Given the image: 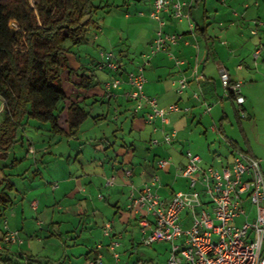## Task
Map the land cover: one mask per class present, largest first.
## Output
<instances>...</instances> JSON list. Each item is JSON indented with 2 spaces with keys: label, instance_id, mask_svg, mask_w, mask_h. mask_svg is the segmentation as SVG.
<instances>
[{
  "label": "crops",
  "instance_id": "0c3cea01",
  "mask_svg": "<svg viewBox=\"0 0 264 264\" xmlns=\"http://www.w3.org/2000/svg\"><path fill=\"white\" fill-rule=\"evenodd\" d=\"M209 2L210 0H200L199 4L193 8V18L201 28L199 33L190 31L188 27L189 22L187 20L176 21L173 20L171 16L167 15L166 30L182 35L179 42L172 45L170 50L176 56L183 59L184 63L177 64L176 61L169 57L164 51L158 53L155 60L152 62V72L148 77L144 70L147 79L144 90L149 96H154L158 99L159 107L161 109H165L169 104L176 102L184 107H190L191 109L189 113H194L195 111L198 112L199 110H202L203 107L205 108V102L211 104V112L213 111V105H215V107L216 105L219 107L221 106L223 115L219 120L221 122L220 129L217 131L223 134L222 137H224L229 151L228 155L221 156L215 154L213 163L217 164V162H219L222 166L231 163L233 154L239 150L232 144V140L237 142L238 148L252 152L257 156L241 121L239 128L242 143L245 144V147H242L240 140L232 138L224 133L222 122L229 118L226 111L229 102L233 104L237 113L240 112H238L239 107L234 100L225 95V90L221 82L220 68L226 67L233 79L243 80V94L246 97L243 108L246 110L247 116L239 117V119H250L252 115L256 113L257 105L254 101L256 97L255 93H257L258 88L261 86L260 79L264 78V64L260 63L255 66L252 56L258 43L264 42V23L258 26V34L255 36L251 33V29L254 28V26L256 27L257 21H264V0H223L226 12H224L223 17L220 20L219 26H222V28L212 26V23L209 22L210 19H207L206 13L209 10L207 7ZM152 4L149 8L150 10L152 9ZM202 4H204L203 12H201ZM196 12L198 14H196ZM220 15L221 12L217 13V17ZM142 16L146 17L144 15ZM224 23L228 24L224 26ZM151 40L153 41V39ZM186 40L190 41V43H186ZM68 55L72 71L67 70L62 73L64 81L73 80L72 76L80 77V74L77 73L80 63L72 58L71 52ZM167 64H170V68ZM121 65L123 66V64ZM195 69H197L198 72H201L205 77L204 80L200 82L201 85H199L200 83H198L196 79L197 74L195 73ZM127 72L129 71L124 67H122L120 72H116L114 77H120L123 82L120 85H112L110 88L107 87L108 90L110 89L108 92H105L104 90L102 91L101 88H98L97 86L94 87V85L92 86L93 88L90 87L81 94H72L64 88L68 95L66 101H70V103L77 101V103L82 105V103L86 102L85 100L90 98L91 95L99 94L103 99H106L109 96L107 100L110 103L115 99L118 106L122 107V104H125L124 111L120 114L122 116H118L117 118L120 119L124 117V125L127 127V124H129L132 134L133 132H136L137 134H135L136 137L132 142L128 143L124 141L121 148L115 149L114 156L107 155L102 157L104 154L103 151L106 150V147H104L105 141H101V137H97V135L92 138L93 140H97L90 142L89 144H100L102 142L103 147L100 148L95 145L88 157L84 154V146L77 149L80 152L75 158V163L78 166V171H81L87 182L83 183L81 179L75 180V186L71 188V191L65 195L62 201H60L69 202L67 206L62 205V203L59 204V209L65 212H61L62 214L58 217L59 225L62 223L68 226L66 233L67 236L58 230H43L44 233H46V237L37 236L38 242L44 243L40 251L36 252L37 254L33 250L32 243L31 247H28L30 250L26 249L18 253L20 259L26 261L25 264H92L91 260L97 256L98 252H100L97 248L100 243L104 246L101 249V252L103 253V262L100 264H114L113 252L109 245L115 239L119 240L117 250L121 254L120 264H130L133 259V252L131 251L137 248L140 244L139 241L142 243L145 239L139 217L129 207L132 186L134 185L137 192L140 193L144 186V181L149 180L156 172L157 160L160 157H169L172 159L171 168H169V170L158 172L161 175L163 183L159 192L163 198H170L175 191H178L173 187L174 182L178 177H176L174 170H172V166H176V170L186 162L184 147L188 145L187 141H189V138L193 137V133H187L186 130V128L189 127V119H187L185 116L186 114L183 112H174L169 115L170 123L167 125L170 126L171 124H174L179 130L177 131V138H175V142L171 146L161 142L163 132L160 129L155 131L154 127L146 142L145 135L148 133L146 132L145 134L143 130L145 125L149 126L151 124L146 122V109L137 114L132 112L133 103L128 96L129 92L132 90V85L128 82ZM164 76L170 78V84L164 82ZM183 76L189 78L190 85L182 94H180L177 90V85L173 82L175 79ZM76 84L82 89V82H76ZM197 91H200L203 94V101L197 100L194 97V93ZM66 104L62 107V109L64 108L62 114L67 113L66 108L68 106ZM248 108H250L251 112L248 111ZM211 112H205L203 114L204 116L201 115V119H205L207 117L206 115L211 114ZM103 117L106 116L104 115ZM194 117L195 114L193 118ZM64 122L65 123L64 125L62 124V126L63 129H65V133L56 134L61 135L62 137L66 136L69 139L78 138L79 132L74 135L69 133V125H65L67 118ZM156 124L160 128L163 127L160 118H158ZM104 137L106 138L105 133ZM151 139H158L161 143L155 145L151 142L152 147L150 145ZM137 141H139V143L145 141L143 142L144 146L139 148V145L136 144ZM200 143L201 142H199L198 145ZM32 150H34V147ZM175 156L179 158L182 156V158L177 160L175 159ZM202 159L203 164L205 160L203 157ZM128 170H133L131 176L127 175ZM109 178H114L112 185H107V180ZM72 181V179H67L63 181L64 183L62 182V184L66 185ZM60 188H62V185L55 186L56 190ZM31 205L33 208H38V202L36 200H33ZM250 205L251 207L249 209L248 206ZM245 206L248 212L251 213L254 211V206L249 200L246 201ZM186 213L187 214H185L184 217L182 213L181 222L184 227L186 226L185 228H188L190 226L185 224L187 222L191 224L193 221L191 220L189 212ZM44 215L45 220L48 222L50 218L48 211ZM85 217H88L90 222L86 225V230H89V228H92L95 225L101 226L104 230L107 224L112 225L110 236L106 235L105 231L104 233L102 231L97 238L99 242L97 241L96 246L89 243L91 240H88V234L85 235V232H80L76 226L79 224L81 225L84 220L83 218ZM51 218L54 219L55 217ZM245 219V216H241L236 219V223L238 224L239 220L245 221ZM133 220L135 223L132 222ZM150 221L154 222L152 216H150ZM36 224L43 226L46 222L44 223L43 220H37ZM18 231L21 236V229ZM150 231L151 229L147 230L148 233ZM90 234L92 235V231ZM2 235L0 236L1 239ZM127 235L129 236L127 237ZM22 240V242H15L12 244L25 245V240ZM165 243L170 247L168 242ZM169 247L166 249L168 252V258L170 253ZM129 250L130 253L128 252ZM2 252H5L6 260L1 257ZM11 253V249L4 248L0 245V260L2 262L0 264H14V259L10 256ZM125 257L127 258V261H125ZM41 258H43V260H38ZM18 264L23 263L20 262ZM133 264H155V262L152 257H150V259H139L137 262H133Z\"/></svg>",
  "mask_w": 264,
  "mask_h": 264
},
{
  "label": "rangeland",
  "instance_id": "374dc122",
  "mask_svg": "<svg viewBox=\"0 0 264 264\" xmlns=\"http://www.w3.org/2000/svg\"><path fill=\"white\" fill-rule=\"evenodd\" d=\"M31 1L34 3V0ZM96 2L100 4V0H96ZM102 4L103 7L99 8L97 13L99 21L96 26H93L91 30H89L87 42L72 47L71 56L76 62L80 63L77 72L80 74V77L72 76L73 80H65L63 82V87L72 94H81L89 89V87H84L82 85V89H80V86L76 84V82H82L83 73L90 74V76L94 77V87L97 86L105 92L110 90H108L105 85L108 82L114 83L117 76L114 77L116 74L115 71L107 68H99V62L102 61L101 50H113L120 59L121 64H123L122 67L126 68L128 71L145 67L147 77L152 72L151 65L156 56L151 59V55H149L153 42L151 39H154L153 37H155L158 29V22L148 15L152 0H109L108 4L106 1ZM207 7L209 10L206 13V17L210 19L209 22L216 28H222V26H219L220 20L224 12H226L223 0H210ZM201 10V12L204 11V4L201 5ZM142 12L145 13L144 16L146 17L140 14ZM220 12L221 15L217 17V13ZM196 14L198 13L196 12ZM224 24V26H226L228 23ZM167 65L170 68V64ZM164 77V82L170 84V78H166L167 76ZM260 81L261 86L258 88L257 93H255L256 97L254 99L257 105L256 113H254L250 119H239L236 109L233 104L229 102V106H227L226 109L229 118L228 120H223L222 125L226 135L240 140L242 147H245V144L242 143L239 128L240 121L243 123L248 134L247 136H249L252 142L255 154L259 159H262L261 163L264 170V78L260 79ZM107 98L103 99L101 95L95 94L91 95L90 98L85 100L86 102L82 103V105L90 111V115L82 123L78 138L69 139L66 136L62 137L61 135H57L50 130L51 125L48 122H42L36 118L27 119L25 125L20 129L19 141L10 151L9 157L4 160V165L8 166L5 170L11 174L10 177L15 184L14 188L9 190L13 205L7 208L0 206V236L6 230L4 228L6 227V222H8L11 229H21L22 234L20 237L26 242L25 245H15L12 243H5L0 237V245L12 250L10 256L14 259V264L20 262L23 264L26 263L25 260L20 259L18 253L26 249L30 250L28 247H31L32 244L35 253L40 251L44 243H39L37 236L46 237V233H44L43 230H58L67 236L68 226L62 223L59 225L58 217L62 214L61 212H65L59 209V204L62 203V205L67 206L69 202L60 201H62L65 195L71 191V188L75 186V180L81 179L83 183L87 182L81 171H78V166L75 163V158L80 152L77 149L84 146V154L88 157L95 145L100 148L103 147L102 142L100 144H89L97 140L92 139L97 135V137H101V141H105L104 147H106V150L103 151L104 154L102 157L107 155L114 156V150L121 148L124 141L130 143L135 139V134L137 133L133 132L132 134L129 124H127V127L124 125V117L120 119L117 118L118 116H122L120 114L124 111V106L126 105L122 104V107L118 106L115 99L110 103ZM65 104L69 106L71 103L66 100L61 101L56 110L57 114L60 113L61 108ZM3 105L4 100L0 96V107ZM181 107L184 106L181 105ZM204 109L203 107L202 110L198 112L195 111L194 113L183 112L190 122L189 127L186 128L187 133H193V137L189 138V141H187L188 145L184 148L185 150L191 149L192 152L202 156L205 160L202 164L203 166L215 165L219 167L221 166L219 162H217V164L213 163L214 155H228L229 150L224 137H222L223 134L219 131L212 130V126H216L220 129L221 122L219 120L223 115V110L221 106L219 107L216 105L215 107V105H213L211 114L206 115L207 117L205 119H201V115L205 113ZM248 109V111L251 112L250 108ZM194 114L195 117L193 118ZM104 115L106 117H103ZM240 115L242 116L241 113ZM66 118L67 122L65 125L67 126L69 125L68 114H62L61 123L63 125ZM150 126L151 125H145L143 130L145 134L146 132L148 133L145 135L146 142L147 138L152 133L153 126H151L152 128ZM164 126V130L166 131H179L178 127L174 124ZM104 133L106 138L104 137ZM143 142L145 141H141V143L137 141L136 144L139 145V148H142L144 146ZM199 142L201 143L198 145ZM33 147L34 150H32ZM175 157L177 160L182 158V156L180 158L177 156ZM172 167V170L176 173V166L173 165ZM67 179H72L73 181L66 185L62 184V182ZM56 185H62V188L56 190ZM173 187L175 190L189 189L188 180L178 177ZM33 200L38 202V208L32 207L31 202ZM248 207L250 209L251 205ZM47 211L50 215L48 222L44 218V214ZM186 212H189V210L183 211V217L187 214ZM51 217L55 218L52 219ZM255 217L256 209L254 208V211L251 212V218H249L250 222H253ZM83 219L81 225H76L77 229L80 232H85V235L88 234V240H91L89 243L96 246L97 241L99 242L97 238L102 231L104 233V230L101 226L96 225L86 230V225L90 222L88 217ZM37 220H43L46 224L39 226L36 224ZM243 221L244 220H239L238 224L241 225ZM132 222L135 223L134 220ZM185 225L191 226L192 223L190 224L187 222ZM91 231L92 235L90 234ZM128 236L129 235H127V237ZM139 242L140 244L137 248L131 251L133 252V259L130 264H133L135 261L137 262L139 259H150V257H152L155 264H166L168 261V252L166 249L169 246H167L165 242H156L153 244H146L143 241L142 243L141 241ZM169 245L171 247L170 243ZM128 252L130 253V250ZM1 254V257L6 260L5 252ZM38 260H43V258ZM125 261H127L126 257ZM0 263H2L1 260Z\"/></svg>",
  "mask_w": 264,
  "mask_h": 264
},
{
  "label": "built area",
  "instance_id": "2783aa9c",
  "mask_svg": "<svg viewBox=\"0 0 264 264\" xmlns=\"http://www.w3.org/2000/svg\"><path fill=\"white\" fill-rule=\"evenodd\" d=\"M152 9L149 16L158 22V29L151 44V59L164 51L173 58L177 64H183L184 60L176 56L170 47L179 42L182 35L166 30L167 15L173 20L189 22V29L195 32V23L192 18V8L195 0H152ZM144 15L145 13H140ZM264 21H257L256 27L251 29L255 36L258 34V26ZM186 43L190 41L186 40ZM253 59L255 66L264 64V42H259L254 50ZM101 69H109L115 72L122 70L120 59L113 50H101ZM145 67L127 72V79L132 90L128 96L133 103V112L139 113L146 109L145 119L148 124L163 132L162 143L172 145L177 138V130L166 131L164 125L170 123L169 115L178 112H189L190 107H181L176 102L169 104L165 109L159 107L158 99L146 94L144 87L146 76ZM198 83L204 80V75L195 69ZM221 82L225 95L233 98L238 105L240 113L246 117L243 104L246 97L243 94V80L233 79L226 67L220 68ZM123 80L116 77L114 83L108 82L107 87L120 85ZM174 84L182 94L190 85L188 77L175 79ZM201 85V83L199 84ZM200 91L194 93L197 100L203 101ZM205 102V101H204ZM205 112L210 113L211 104L205 102ZM4 105L0 107V116ZM161 119L163 127L156 122ZM212 130L217 131L216 126ZM153 144H160V140L151 139ZM185 164L176 169V177L188 180L186 190H178L170 198H163L159 192L163 186L159 171L169 170L172 159L160 157L156 163V172L149 180L144 181L140 193L135 186L130 191V209L139 217L144 242L153 244L156 242H168L171 244L169 258L166 264H264V170L262 159L243 150L233 154L231 163L222 166H203L202 156L185 150ZM133 170H128L131 176ZM114 178L107 180V185H112ZM249 200L256 209V217L250 222L251 213L248 212L245 203ZM184 210H189L192 225L183 226L181 215ZM150 216L154 222L150 221ZM245 216V221L238 225L236 219ZM153 225H152V223ZM6 229L2 239L5 243L22 242L20 232L10 228L6 222ZM151 229L148 233L147 230ZM112 225L105 226V234L110 236ZM119 240H113L109 247L113 252L114 264H120L121 254L117 247ZM98 245L97 256L91 260L92 264L103 262L101 249Z\"/></svg>",
  "mask_w": 264,
  "mask_h": 264
},
{
  "label": "trees",
  "instance_id": "16d2710c",
  "mask_svg": "<svg viewBox=\"0 0 264 264\" xmlns=\"http://www.w3.org/2000/svg\"><path fill=\"white\" fill-rule=\"evenodd\" d=\"M104 1L109 3V0H100V4L96 0H34V3L0 0V96L4 100L0 117V206L3 208L13 205L9 190L15 186L11 174L5 170L8 166L4 160L19 141L25 121L36 118L48 122L54 133H65L61 123L64 108L56 113L60 102L68 97L62 73L72 71L68 54L74 45L87 42L89 30L99 21L97 13ZM199 1L195 0L193 8ZM193 21L195 32L199 33L201 28L194 18ZM94 84L93 76L82 74L84 87ZM66 110L69 133L77 134L90 111L77 101ZM231 142L236 149L243 150L237 142Z\"/></svg>",
  "mask_w": 264,
  "mask_h": 264
}]
</instances>
